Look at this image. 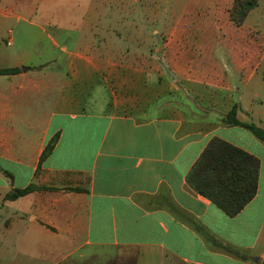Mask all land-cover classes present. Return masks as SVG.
Returning a JSON list of instances; mask_svg holds the SVG:
<instances>
[{
    "label": "crops",
    "instance_id": "0c3cea01",
    "mask_svg": "<svg viewBox=\"0 0 264 264\" xmlns=\"http://www.w3.org/2000/svg\"><path fill=\"white\" fill-rule=\"evenodd\" d=\"M121 1V13L88 0L85 13L18 16L0 44V68L20 69L0 74V264H264V142L222 122L237 104L238 120L264 123V0L240 25L234 0ZM213 137L259 160L234 216L186 181Z\"/></svg>",
    "mask_w": 264,
    "mask_h": 264
},
{
    "label": "trees",
    "instance_id": "16d2710c",
    "mask_svg": "<svg viewBox=\"0 0 264 264\" xmlns=\"http://www.w3.org/2000/svg\"><path fill=\"white\" fill-rule=\"evenodd\" d=\"M257 3L258 0H234L229 9L230 19L238 25L242 24L248 12ZM19 70V68H0V74H12ZM237 109V104H234L230 111L222 117V122L227 125L241 126L264 142V123L262 126H258L253 122L238 120ZM56 139L57 137H53L45 146L38 169L42 161L52 151ZM258 176L259 160L256 157L225 140L213 137L192 165L186 176V181L195 192L210 199L227 215L234 216L255 196ZM35 189H39V187L34 184L22 189H15L6 194L5 199L14 200ZM160 196L162 206L168 211L176 217L188 221L200 233L208 235V232L181 211L165 192ZM232 251L241 257L244 256L241 251Z\"/></svg>",
    "mask_w": 264,
    "mask_h": 264
},
{
    "label": "rangeland",
    "instance_id": "374dc122",
    "mask_svg": "<svg viewBox=\"0 0 264 264\" xmlns=\"http://www.w3.org/2000/svg\"><path fill=\"white\" fill-rule=\"evenodd\" d=\"M86 1L88 0H49L47 4H44L42 0H0V44L3 45L4 39L8 37L9 31L13 33V31L16 28H21L24 26L21 21H17L18 16L27 17L31 19L34 16L35 11L37 10L47 11V12L49 11V12H72V13L82 12V13H85L89 9L88 5L90 6L95 5L94 3L88 4V2ZM125 4L126 3L124 1L119 0V2H117V5L114 3L109 4L108 2H98L96 3V6H97V11H99V13L104 14V13L114 12L116 10L119 13H121V12H125L126 10ZM140 5L141 3L137 5H133V10H135V12L137 11L138 17L136 16V14H134L135 12L131 14V16L134 17L136 21L137 19H139V21L141 20L142 15H141ZM164 6H166V9H168V6H170V4L163 5L162 9ZM171 6H173V4H171ZM151 7L156 9L157 3L151 4ZM150 22H152L151 19H150ZM154 26L155 28L157 27V25H154ZM153 38L154 37H151V49L149 51L152 59L156 58L157 54H160V52L154 51L155 47L152 45V43L155 40ZM137 40L140 41L141 37L139 36ZM121 42H127V40H121ZM216 56H217V59L220 61L224 59L222 58L220 54H217ZM111 90L113 91V94L116 95V97H118L117 99L120 100L121 98L122 99L121 101L123 102H125L126 101L125 99H128L127 97H129L128 95L125 94V92L123 91L119 92V90L117 88L115 89L113 85H111ZM136 95L137 94H135L134 97ZM131 98L132 96L130 95V99H128L129 102L131 101ZM155 111L156 110L153 106H149L147 109L148 113L155 112ZM84 264H100V263H96L94 260H89L85 262Z\"/></svg>",
    "mask_w": 264,
    "mask_h": 264
}]
</instances>
